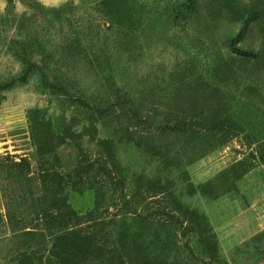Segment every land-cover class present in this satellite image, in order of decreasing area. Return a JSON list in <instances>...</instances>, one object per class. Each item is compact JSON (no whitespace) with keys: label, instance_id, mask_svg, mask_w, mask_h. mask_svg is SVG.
Here are the masks:
<instances>
[{"label":"rangeland","instance_id":"obj_1","mask_svg":"<svg viewBox=\"0 0 264 264\" xmlns=\"http://www.w3.org/2000/svg\"><path fill=\"white\" fill-rule=\"evenodd\" d=\"M76 247L264 264V0H0V264Z\"/></svg>","mask_w":264,"mask_h":264},{"label":"trees","instance_id":"obj_2","mask_svg":"<svg viewBox=\"0 0 264 264\" xmlns=\"http://www.w3.org/2000/svg\"><path fill=\"white\" fill-rule=\"evenodd\" d=\"M31 70V69H30ZM33 72H34V70H32ZM33 72L31 73V72H29V71H26V70H24V72H23V76H22V79H27L28 77H30L32 74H33ZM71 213H73L74 214V211H72ZM68 223V222H67ZM65 232H68V230H66ZM64 235L65 236H67L66 234H62V236H59L57 239V241H60V242H62L63 243V238H65L64 237ZM67 245H72V243H67ZM75 249H77V251H76V253L75 254H72L75 258H73L72 259V261H70L71 263H69V264H108L107 262H105V261H97L96 260V262H93V261H86L87 260V258L86 257H88V256H85V255H83V256H80V253H78V248L76 247ZM80 252V251H79ZM66 258H67V260H68V256H66Z\"/></svg>","mask_w":264,"mask_h":264}]
</instances>
